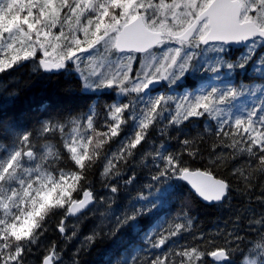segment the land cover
Returning a JSON list of instances; mask_svg holds the SVG:
<instances>
[{"label":"snow or ice","instance_id":"6c2138e0","mask_svg":"<svg viewBox=\"0 0 264 264\" xmlns=\"http://www.w3.org/2000/svg\"><path fill=\"white\" fill-rule=\"evenodd\" d=\"M65 24L70 29L68 33L63 30ZM58 26L60 32L57 34L52 30ZM80 32L83 39L79 38ZM61 41L64 43L61 44ZM258 42L264 44V0H158V3L154 0H0V72L30 59H39V66L45 71L65 69L72 62L79 61L75 69L85 89L118 88L120 93L140 94L154 82L174 84L189 72L202 71L211 72L215 74V79H219L222 73L231 74L237 68L244 69L252 60L251 53ZM232 43L244 44L248 54L235 61L226 59ZM101 44L117 55V61H109L99 69L87 71L82 67L85 61L81 57L85 53L91 56L90 50L94 51ZM171 44H178L179 47L173 48L169 46ZM153 45L166 46L163 59L151 64L148 71L142 68L135 79L130 78L131 61L135 59L133 53L148 52ZM38 52L42 53L43 58L37 57ZM208 52L217 54L213 65L196 61L198 54ZM261 63H264V56ZM125 68L128 70L125 71ZM256 91L264 89L260 85L251 90L241 85L238 89L227 84L223 89L212 87L207 94L202 90L194 97L184 95L180 99L187 103L177 104V115L172 117L170 123H179L180 116L188 120L189 117H200L205 113L211 115L221 110L218 105L229 104L244 92L255 96ZM172 99V96H159L150 101L144 118L137 125L140 130L135 132L134 139L122 146V152L131 155V150L147 140L149 124L157 119L161 110L167 111V101ZM134 107L126 103L122 106H105L112 117V121L108 122L112 137L119 134L121 117L126 110ZM86 121L87 127L92 129L93 115H87ZM220 123L224 125L230 121ZM78 124L76 117L64 118V123L45 120L38 128L18 134L19 147L0 160V264H27L32 246L43 234L48 213L66 208L68 213L75 214L93 199V193L88 190H83V199L73 197V193L80 190L77 182L82 180L83 172L73 171L66 175L61 170L56 179L51 173L47 176L41 174L42 165L37 163V143L34 141L47 140L57 130L63 134L69 125ZM233 127L238 133L243 129L241 135L247 138L243 141V147H240L241 142L233 147L239 148L241 153H248L253 161H258L260 171L264 172V96L242 115L236 116ZM76 143L73 138L70 143L65 141L63 146L72 154L71 159L75 164L84 169V161L90 158L87 145L82 143L80 146L84 151L78 153ZM182 145L179 153L156 152L148 187L178 178L187 181L204 200L221 201L229 185L223 180L214 179L206 171H190L183 152L187 151L189 157H195L199 151L190 147L188 139L182 141ZM29 162L35 167H26ZM60 162L59 153L51 161L44 157V165L53 170ZM25 172L27 176L22 175ZM134 180L135 175L125 184H131ZM118 191V187L111 186V193ZM142 199L149 200L145 197ZM257 199L264 205V193ZM154 207L156 204L149 202L140 208L133 207L130 213L126 211L115 220L116 232ZM252 223L260 225L257 230L259 240L253 251L259 250L260 255L264 256V235H260L264 231V213L259 220L253 217ZM182 227L180 223L175 224L177 231ZM59 231L61 234L66 232L64 220L60 221ZM176 234L175 231L170 233L171 236ZM203 238L201 234L200 239ZM240 240L242 237L237 232H230L222 245L213 239L210 242L212 250L200 251L194 246L190 251L178 253V264H193L194 257L197 264H204L201 256H210L221 264H229L232 251L237 250L232 245ZM165 243L166 239L162 238L158 245L153 246L158 248ZM59 255L53 245L52 253L42 252L37 264H56ZM150 264H169V259L167 255L163 258L157 256ZM172 264H177V261L173 260Z\"/></svg>","mask_w":264,"mask_h":264},{"label":"trees","instance_id":"16d2710c","mask_svg":"<svg viewBox=\"0 0 264 264\" xmlns=\"http://www.w3.org/2000/svg\"><path fill=\"white\" fill-rule=\"evenodd\" d=\"M63 30L65 33L70 31L67 24ZM52 31L58 34L59 26ZM78 35L83 39L82 32ZM240 51L228 50L226 59L238 60L236 56ZM251 55L252 60L244 69L237 68L229 74L230 79L225 80L227 83H233L236 87L264 86V63H261L264 44L258 43ZM37 57L41 58L39 52ZM65 69L46 73L39 66V59H30L0 72V160L19 147L16 139L18 134L38 128L45 120L64 123V118H79L93 110L94 122H98L92 128V141L87 142V147L97 142V152L84 161V169L75 164L63 146L67 128L63 134L57 130L47 140L34 141L37 143L36 154L48 151L49 161L57 153L61 156V162L55 170L43 164L46 173L53 176L60 175L61 170L65 174L73 171L84 173L82 180L77 182L80 190L73 193L75 199L82 196L83 190L95 195L109 179L108 186L118 187L116 195L125 202L118 213H130L133 207L144 206L145 200H137L143 201L138 203L130 198L131 195L145 197L154 189V186L149 188L148 185L151 183L155 156H148L147 150L156 148L163 154L179 153L185 139L190 141L191 148L199 151L195 157H189L187 151L183 152L189 169L206 171L223 180L229 189L222 202L209 206L200 203L178 178L157 184L155 187L160 191L156 199L151 201L156 207L117 232L115 222L106 224L101 217L87 218L75 226L80 215L71 217L66 208L55 209L45 216L43 234L32 246L27 264H37L42 252L52 253L53 245L60 254L56 264H150L156 254L161 258L167 255L169 264L173 260L178 264V253L190 251L194 246L200 251L212 250L210 242L213 239L222 245L228 233L233 231L242 240L232 245L237 250L232 251L229 264H264V256L260 255L259 250L253 251L259 240L257 230L260 225L252 223L253 217L259 220L264 213V205L257 199L264 193V172L260 171L258 161H253L248 153H241L239 148L233 147L237 142H241L240 147L244 146L243 141L247 138L241 135L243 129L238 133L232 124H218L208 119L206 113L201 118L189 117L176 124L170 123L172 117H164L149 124L147 140L142 141L137 149L131 150L132 154L129 155L122 152L121 148L134 139L136 129L133 120H124V115L119 134L111 136L108 122L112 121V117L106 112L105 106L111 105L108 97L113 93L84 92L72 64ZM186 78L176 89L182 91L185 87L195 89L199 86L197 78ZM225 132L227 135H223ZM133 175V183L125 184ZM61 220L65 222L64 234L59 231ZM177 223L183 225L179 231L175 228ZM173 231L177 232L175 236L170 235ZM201 234L203 239H200ZM260 235H264V231ZM88 237L93 239L88 240ZM162 238L166 239V243L161 248L154 247L155 239L159 242ZM201 260L204 264H216L210 256H201ZM193 264H197L195 257Z\"/></svg>","mask_w":264,"mask_h":264},{"label":"rangeland","instance_id":"374dc122","mask_svg":"<svg viewBox=\"0 0 264 264\" xmlns=\"http://www.w3.org/2000/svg\"><path fill=\"white\" fill-rule=\"evenodd\" d=\"M154 2L158 3V0H155ZM167 2H170V0H167ZM260 43V42H258ZM258 43L256 44L255 48L258 46ZM261 44V43H260ZM173 48L179 47L178 44H171L169 45ZM157 48V49H156ZM156 48L148 51L145 54L142 55H136L133 54L135 59L131 61V71L129 72V76L132 79H135L136 74L141 71L143 68L145 71L150 70L149 66L151 64H154L157 62V60L163 59V53L166 51L165 45H158ZM239 54H237V58L240 59L243 55L248 54V49L244 46L243 49H241ZM91 56H87L88 53H85L83 57H81L85 63L82 65V67H85L87 71H91L93 68L99 69L100 66L107 64L109 61L116 62L117 61V55H115L113 52L106 50V47L101 44L97 45L96 49L90 50ZM150 53V54H149ZM41 58H43L42 53H40ZM217 54L214 52H208L204 54H198L196 56V61H198L200 64H205L207 66L213 65L214 61L216 60ZM79 61L72 62L73 70L75 69V64ZM124 63H127V61H124ZM127 71L128 69H124ZM77 72V71H76ZM78 76L80 77L79 73L77 72ZM213 73L211 72H189L185 75L182 79L176 81L174 84H169L167 81H162L165 84V89L162 92H154V93H140L137 94L135 92L130 93H120L119 89L116 90L111 88H104V89H85L84 92L87 93H97V92H109L113 93V95H110L108 98H113V103L111 105H117L122 106L123 104H129L130 106H135L134 109L126 110L125 118L124 120H133V125L135 126V132L139 131L140 129L137 127L138 123L141 119L144 118L145 112H146V106L150 104V101L158 98L159 96H172L174 99L167 101L166 107L167 111L161 110L160 114L157 116V119H163L164 117H173L177 115L176 106L178 103L185 104L187 102L180 99L184 95H189L194 97L195 95H199L201 91L203 90L204 94H207L211 91L212 87H217L219 89H223L225 85L232 84L233 83H227L225 80L230 79L229 74L222 73L219 79L214 78ZM186 76L197 78L196 82L199 86H197L195 89H183L180 91L179 89H176V86L178 84H182L186 81ZM241 85H239L237 88L239 89ZM246 87V86H245ZM248 89H254L255 86L246 87ZM174 89V91H173ZM261 89H264V86L261 87ZM264 96V91H256L255 96L251 95L250 92H244L242 95L238 96L234 101H232L229 104L225 105H218V107L221 109L218 112H214L213 114L209 115L207 114L208 119H212L218 124H221V121H230L229 124L234 125V119L236 116L242 115L244 112L247 111L250 105H252L254 102H256L259 98ZM159 108V106H158ZM202 111V109L200 110ZM87 115H93V111L88 112L86 115L77 118L79 121L78 125H69L67 127V132L63 138V141L71 142L73 138L76 139L77 143V149L78 153H82L84 149L80 146L82 143L87 145V142H91L92 140H89V137H91V131L92 129H89L87 127V121L86 117ZM135 116V117H134ZM204 116V115H203ZM203 116L197 117L201 118ZM137 117V118H136ZM183 116H180L179 122L183 121ZM123 121L121 117V122ZM98 120L94 122L93 127L95 126V123L97 124ZM82 125V126H81ZM134 132V135H135ZM66 148V147H65ZM67 150V148H66ZM89 155L97 152V142H95L94 146H90L88 144L87 147ZM68 151V150H67ZM155 149L147 150L148 156H155ZM71 154V153H70ZM8 154H5L3 159L7 157ZM72 155V154H71ZM49 153L48 151H43L39 154H37L38 160L37 163H40L42 165L41 167V174L47 176V174L43 169L44 164V157H48ZM1 157V159H2ZM2 159V160H3ZM26 167H35V164L29 162L26 164ZM22 175L27 176L28 173H22ZM52 175V174H51ZM67 175V174H66ZM53 176V175H52ZM60 175L53 176V178L58 179ZM110 184L109 179L106 180L100 187L99 191L95 193L96 196L93 195V199L90 200L88 203L90 204L89 207L80 215V219L75 223V226L78 225L81 221H84V219L91 218V217H101L103 220L106 221V224L108 223H114L116 218L119 216H122L124 212L118 211L122 208L124 205V199L121 197H118L115 194L111 193V186L106 187V185ZM138 185H136L134 188H136ZM99 188V187H98ZM159 188L154 186V189L148 193L145 198H148L149 200L146 201L145 199H142L140 195H131L132 198L137 200H145L146 204L155 200L157 197V193ZM135 192V191H134ZM133 192V193H134ZM111 197V199H109ZM103 198V200H102ZM83 199V195L79 198ZM138 203H141L143 201H137ZM2 215V213H0ZM99 222V219H98ZM153 244V242H151ZM158 240L155 239V244L158 245ZM154 245V244H153ZM161 248V246L159 247ZM158 255H154V259ZM161 257V256H160ZM215 263V262H214ZM218 264V263H216ZM221 264V263H220Z\"/></svg>","mask_w":264,"mask_h":264},{"label":"water","instance_id":"95a60500","mask_svg":"<svg viewBox=\"0 0 264 264\" xmlns=\"http://www.w3.org/2000/svg\"><path fill=\"white\" fill-rule=\"evenodd\" d=\"M244 46H245V45L242 44V43H232V44H230V46H229L228 48H229L230 50H232V51H236V50H241ZM156 47H157V45H153L152 48H151L150 50H152V49H154V48H156ZM150 50H149V51H150ZM144 53H146V52H135V53H133V54L141 55V54H144ZM41 69H42L44 72H46V73H54V72H58V71H60V70L45 71L43 68H41ZM161 86H162V82H161V81L154 82L153 84L149 85V87L146 88V89L144 90V92H152V91H156V90H158ZM190 171H193V172H195V171H201V172H203L202 170H190ZM210 175H211L214 179H216V180H221V179L216 178V177L213 176L212 174H210ZM180 180L188 186V188H189V190L191 191V193H192V194H193V195H194V196L200 201V203H202V204H204V205H209V206L216 205V204L222 202V201L224 200V198L226 197V196L223 197L221 201H207V200H204L202 197H200V196L195 192V190L191 187V185H190L187 181L182 180V179H180ZM224 183H225V182H224ZM226 194H227V193H226ZM89 205H90V204L88 203L84 209H81L79 212H77V213H75V214L68 213V215L71 216V217H75L76 215H78V214H80L81 212H83V211H84ZM50 254H51V253H50ZM211 259H212V261L215 262V263H218V264L221 263L220 261H214L212 257H211Z\"/></svg>","mask_w":264,"mask_h":264},{"label":"flooded vegetation","instance_id":"af4514ba","mask_svg":"<svg viewBox=\"0 0 264 264\" xmlns=\"http://www.w3.org/2000/svg\"><path fill=\"white\" fill-rule=\"evenodd\" d=\"M60 71H66V69H60ZM164 89H165V84L163 83V85H162V87L159 89V90H157V91H155L156 93L157 92H162V91H164ZM146 93H151V92H146ZM152 93H154V92H152ZM110 103L112 104L113 103V98L111 97L110 98ZM91 111H93V110H91ZM81 216V215H80ZM91 218H93V217H91ZM85 220V219H84Z\"/></svg>","mask_w":264,"mask_h":264},{"label":"bare ground","instance_id":"6f19581e","mask_svg":"<svg viewBox=\"0 0 264 264\" xmlns=\"http://www.w3.org/2000/svg\"><path fill=\"white\" fill-rule=\"evenodd\" d=\"M171 222V221H170ZM125 251V250H124Z\"/></svg>","mask_w":264,"mask_h":264}]
</instances>
